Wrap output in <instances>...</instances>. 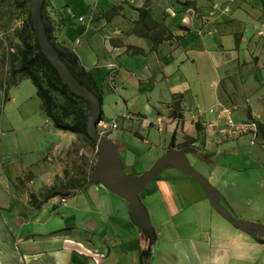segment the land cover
I'll list each match as a JSON object with an SVG mask.
<instances>
[{
	"label": "crops",
	"instance_id": "obj_1",
	"mask_svg": "<svg viewBox=\"0 0 264 264\" xmlns=\"http://www.w3.org/2000/svg\"><path fill=\"white\" fill-rule=\"evenodd\" d=\"M144 1L49 0L46 7L55 41L76 54L102 92L103 119L118 121L107 136H120L112 138L125 174L144 172L148 157L170 150L172 139L174 149H191L190 163L210 182L264 170L263 0H221L217 9L214 0H150L152 18L172 34L156 50L132 33L135 8ZM113 7L117 14L110 15ZM25 80L4 96V109L18 100L15 92ZM176 100L179 115L173 113ZM217 102L235 108L237 122L258 123L254 144L246 135L214 133L208 109ZM24 107L32 120L19 118L9 129L0 120V264H264V243L230 224L202 186L172 166L140 193L155 229L147 256V240L130 221L127 202L90 178L71 193L53 183L41 198L17 193V179L31 163L64 152L62 135H77L53 126L35 88L15 108ZM208 165L225 169L205 175L198 166ZM246 187L256 190L248 202L221 194L222 204L241 219L264 224L262 184ZM48 191L58 194L46 199Z\"/></svg>",
	"mask_w": 264,
	"mask_h": 264
},
{
	"label": "rangeland",
	"instance_id": "obj_2",
	"mask_svg": "<svg viewBox=\"0 0 264 264\" xmlns=\"http://www.w3.org/2000/svg\"><path fill=\"white\" fill-rule=\"evenodd\" d=\"M48 4L49 0L46 1V7ZM212 7L217 9L220 6H214L212 2ZM28 8H30V3L28 1L24 2L22 7H17L13 0H0V120H4V125L1 126L4 127L3 129H9V124L15 126L17 122L20 123L19 118L27 119L29 117L31 120L33 118V114L28 108L24 107L25 109L20 108L19 110L15 108L22 95H27L29 91L34 90L35 87L29 80L23 81V83H21V89L15 92L18 100L11 103L7 102L6 109L3 108L6 104V102H4V96L11 95V92L15 90V86L9 85L12 80L10 77V63L13 60L12 55L15 52V48L19 44V41L15 37V30L21 26ZM228 10V6H225L224 11L226 12ZM18 77L21 76L18 75ZM112 137H118L115 139L120 140V136H116V134L110 136L111 139H113ZM125 141L128 145L135 146L131 137L125 135ZM61 143L68 145V148H64L66 149L64 152H49L47 156L31 163L30 166L21 173L17 179V193L21 192L22 196H27L29 198L31 195L41 198L48 188L51 187L52 183L55 184L60 192L71 193L76 191L79 184L81 185L83 181L89 179L92 167L95 165L97 159V148L94 147L86 137L79 134L71 138L62 135ZM61 148L63 147L61 146ZM136 148L140 149L141 147L138 146ZM52 150L54 149L51 148V151ZM161 155L162 154H154L148 157L147 161H145V171L150 169ZM191 160L193 162L192 156ZM198 167L205 175L209 174V170L212 171L215 169V173L220 174L222 170L225 169L223 166L210 165H208V170L200 166ZM166 170L167 169L161 172L159 176L164 175ZM54 171L62 173L59 176L55 174ZM211 183L225 198L231 200L235 199L240 203H245L256 193V190H252V193L249 188L246 187L248 185L252 187L253 184H262L260 193L264 195V170L256 173L251 171L239 172V174L231 172L230 174L222 175L219 183L215 182L213 179H211ZM258 189L257 192H259ZM63 197L66 196L62 194L59 195L58 201L63 202ZM235 217L241 219L238 215H235ZM241 220L250 221L247 219Z\"/></svg>",
	"mask_w": 264,
	"mask_h": 264
},
{
	"label": "water",
	"instance_id": "obj_3",
	"mask_svg": "<svg viewBox=\"0 0 264 264\" xmlns=\"http://www.w3.org/2000/svg\"><path fill=\"white\" fill-rule=\"evenodd\" d=\"M16 1L20 3L28 1L30 3V17L42 54L56 69L63 83L75 95L83 98L90 105L87 116V134L97 148V159L91 179L94 183L101 184L127 202L130 221L142 231L147 240V247L142 255L147 256L150 254L155 241V229L147 209L140 200V193L167 166L175 167L195 179L202 186L207 199L215 210L235 228L252 236L260 235L264 238V224L238 219L222 204L224 199L221 192L190 163L187 157V153L191 151L189 147L168 150L154 162L150 169L140 174L126 175L119 145L110 137L100 134L96 128L101 112V103L98 97L73 77L67 65L60 59L57 51L49 41L42 19L44 0Z\"/></svg>",
	"mask_w": 264,
	"mask_h": 264
},
{
	"label": "trees",
	"instance_id": "obj_4",
	"mask_svg": "<svg viewBox=\"0 0 264 264\" xmlns=\"http://www.w3.org/2000/svg\"><path fill=\"white\" fill-rule=\"evenodd\" d=\"M46 1L44 0L43 2L42 19L50 43L57 51L60 59L67 65L73 77L80 84L91 90L102 103V92L96 85L92 75L79 64L78 58L72 50L55 41L51 19L46 12ZM13 2L17 7L24 5V2L20 3L16 0H13ZM149 2L150 0H145L142 7L135 8L138 12V19L134 21L132 33L147 38L151 42V50H156L158 45L170 39L172 34L162 23H158L152 18ZM115 14H117V9L113 7L110 15ZM110 15L107 14V19L110 18ZM15 37L19 44L15 48V52L12 55L13 60L10 63V77L12 80L9 85H16L23 78L29 79L35 87L36 96L41 101L43 112L53 126L61 131L83 135L96 147V144L89 139L87 134V116L90 105L83 98L75 95L63 83L56 69L42 54L32 25L29 8L21 26L15 30ZM133 52L143 53V50L134 48ZM18 75L21 77H18ZM179 104L180 100H176L174 103V115H179ZM100 119H103L102 110L99 116ZM185 145L189 146V143ZM175 147L174 139H172L169 149L171 150ZM93 168L94 165L92 171ZM91 175L92 172L90 173V180H92ZM57 194V192L48 191L45 198L48 199ZM253 237L257 241L264 243L262 236L255 235Z\"/></svg>",
	"mask_w": 264,
	"mask_h": 264
},
{
	"label": "built area",
	"instance_id": "obj_5",
	"mask_svg": "<svg viewBox=\"0 0 264 264\" xmlns=\"http://www.w3.org/2000/svg\"><path fill=\"white\" fill-rule=\"evenodd\" d=\"M220 1L221 0H214V6H218ZM259 34L264 37L263 31H260ZM234 110L235 108L220 102L215 103L208 109L209 113L215 115V120L212 122L214 133L228 137L246 135L249 137L250 143L254 144L259 132L258 123L255 120L237 122L234 117ZM118 126V121L115 119H100L96 124L98 132L105 136L112 130L117 129ZM62 201H64V199H62Z\"/></svg>",
	"mask_w": 264,
	"mask_h": 264
}]
</instances>
